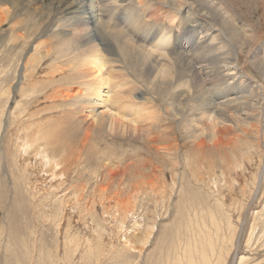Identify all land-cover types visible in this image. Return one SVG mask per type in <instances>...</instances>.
I'll return each instance as SVG.
<instances>
[{
	"label": "bare ground",
	"instance_id": "bare-ground-1",
	"mask_svg": "<svg viewBox=\"0 0 264 264\" xmlns=\"http://www.w3.org/2000/svg\"><path fill=\"white\" fill-rule=\"evenodd\" d=\"M149 5L155 6V14L172 12L168 26L151 29L146 19ZM246 7H257L264 19V0H0V29L8 25L0 31V90L6 96L0 109V138L9 128L14 130L5 137L15 148L11 172L18 174L16 186L27 189L33 204L31 223L35 222L34 226L27 215L23 218L25 233L30 231L31 236L41 222L43 228L44 222L57 228L54 244L45 237L39 244V255L48 264H74L82 258L80 237H63L65 215L79 213L72 205L79 207L88 199L127 203L121 213L124 225L133 214L130 205L140 199L170 205L174 186L183 182L173 159L174 185L169 190L163 186L167 184L161 187L157 173L162 167L153 162L135 170L134 183L124 192L118 177L129 168L134 172V164L102 153L97 137L143 141L156 155L177 159L179 144L164 138L158 126L164 121L177 123L185 127L184 134L202 161L207 153L234 150L237 140L254 135L249 151L240 149L239 163L233 154L229 160L221 157L223 169L233 174L232 186L227 181L221 184L226 170L216 186H209L212 194L217 193L216 206L205 211L215 232L205 231L206 223L198 222L199 235L186 243L185 259L177 256L174 264H210L214 241L217 244L226 235L220 223V215L230 218L226 206H234L238 196L247 202L262 197V190L264 196V26L255 25L250 17L247 21ZM17 10L21 11L15 15ZM183 19L201 35H185ZM244 48L248 51L242 62ZM185 157L182 168L191 159L190 167L200 161L190 154ZM90 181L91 192L86 190ZM116 181L117 188L110 191ZM17 208L24 209L21 200L13 202L6 217L14 220L15 246L21 242L14 259L25 264L35 248H21L26 240L16 234ZM3 227L4 223L0 235ZM43 228L42 237L47 231ZM37 243L33 240L32 247ZM89 243L91 251L97 250V240Z\"/></svg>",
	"mask_w": 264,
	"mask_h": 264
},
{
	"label": "rangeland",
	"instance_id": "rangeland-1",
	"mask_svg": "<svg viewBox=\"0 0 264 264\" xmlns=\"http://www.w3.org/2000/svg\"><path fill=\"white\" fill-rule=\"evenodd\" d=\"M37 5H40V2H38ZM246 9L248 15L247 19L250 17L249 19L252 22L254 21L253 23L255 25H259V27H262V25L264 26V19H261L262 12L257 7H246ZM154 10L155 6L149 5L146 13V19L150 22L151 29L153 31H157L161 27L168 26V23L170 22L169 19L171 17L170 15L172 14V12H167L168 10H165L158 12V14H155ZM17 11L15 12V15L20 13L21 10ZM249 19L247 21H249ZM154 21H158L159 23L154 24ZM183 22L184 19L182 20V27L185 35L195 34L196 32L198 33V36L201 35L200 30H197V28L193 27L191 28L190 26H188L189 23ZM7 26L8 25L3 26L0 31L6 30L8 28ZM7 44L9 46V42ZM246 50L247 48H244V51L240 53L241 61L243 60L242 62H244L245 60V53L248 51ZM246 70L250 74H252V76L256 79L260 77L259 73L252 66H246ZM4 96L2 95V92L0 90V109L1 105L6 101V96ZM35 109L36 107L34 108V110ZM121 112H124L125 114V112L128 111L127 109H122ZM169 123L168 121H164L158 126L159 130L166 134L164 138H170L173 140L175 139V143L179 144L180 155H178L177 159L176 157L174 158V156L173 158L172 156L170 158L166 157L165 155L164 157L156 155V153H154V151L150 149L147 144L143 143V141L136 142L130 141L128 139L122 140L120 138H112L111 136L102 137V139L101 137H97V140L95 139V142H98L97 144L100 146V150H102V153L105 152L106 155H108L109 157H111L112 155L113 159L118 157L117 159L126 160V162L128 161L129 163L131 162L134 164V167H132L134 168V172L131 168H129L124 176L118 177L124 183V185H122L124 192L128 191L129 185L134 183V173H136L135 170L138 171L144 166L148 167V165L149 167H151L153 165V162L155 166L162 167V171L158 172L159 174L157 173V175L159 176L157 179L159 181V185L162 187L163 184H167L163 186L168 187V190L172 188L174 185L172 182V177L175 173V171L171 168V162L173 159L179 163V166L177 167L178 173H180L181 171L183 173V185H181L182 183L178 181L176 183V186H174V191L172 193V201L170 202V205H166L164 202L156 201L154 199H140L137 201V204H132L133 207L132 205H130L133 214L129 215L128 218L125 219L124 225L121 224V218L124 216L121 213H123V210H126V207H129L127 203H110V201L106 200H102L104 202H101V200L99 199H97V203H93L88 199L83 201L81 205H79V207L72 205V209L75 210L77 208L79 210V213L75 212L74 217H72L73 215L69 217L67 215L69 213L65 215L66 218L65 220H63V224L66 226V232H64L63 237H67L70 240L72 237L77 235L80 237L81 244H83V255H81L82 258L80 260H76L74 264H174V261L177 256L185 259L183 251L185 249L186 243L190 239H194L199 235L198 227L196 226L198 222H200L201 224L206 223V226L203 227L205 231L211 229L212 232H215V228L211 223L210 217L205 211L211 207L213 210H215L216 206L215 199L213 198H215L217 193L212 194L209 190V186H216L217 183L215 182L223 178L222 170H226L223 169V159H232L233 156L231 155L233 154L236 156L235 161L239 163L241 161L240 155L242 152L240 149H242L243 147L244 152H248L249 150H247V148L250 147L249 144L251 145V143L255 141V137L253 135V137H251L249 140H237L234 145L238 148H235L234 150L226 148L227 150L224 149L225 151H211L210 153H207L206 157L204 158L206 161L202 159V162L200 160L201 158H199L196 154V149L194 150V147L192 148L189 139L184 134L186 132L185 127L181 125L182 128L184 127V129H181L180 124ZM164 127H166V129ZM13 131V129L9 128V132L2 134V137L0 138V223H4V227L2 228V234L0 235V264H20L19 262L17 263L14 258L16 253L18 252L17 250L20 246L19 243L21 242H19L18 240L17 248L14 244L16 238L11 237V233L13 232L11 230V223H13L14 220L10 217H6L7 214L11 211V206L13 202H18V200L22 201L24 209L21 210L20 208H17L19 211L17 213V220L14 223V226L18 228L16 234L17 236L19 235L18 238H23V241L26 240V245L21 246L23 250L25 249L26 251H29L31 248H35L34 251H29V253H31L29 255H31L32 258L28 260L25 264H31L32 262L33 264H44L45 262L46 264H48L47 260L44 259L45 262H43V258H41V256L39 255V244L41 243V240L44 239V237L47 239V241H49L48 243L51 242V244H54L58 240L57 228L54 225L50 226L51 224H47L49 222H44L45 226L43 228L41 222L38 224L39 226L33 227L34 231L32 230L33 234H31V236H27L30 235V231H28V233H25V226L22 222L23 218L26 215L28 216V224H33L35 226V222L31 223V220H33L31 209L33 207V204H30V196L27 192L25 185L23 186L20 184V189L16 186V184H19V182L14 179L18 178L17 172L15 170L14 172H11V169L13 168L12 165L14 164L13 158L15 154V148L13 143L8 141L7 138L5 139V137L7 136L9 138V135L12 134ZM174 131L176 134L174 133ZM171 133L172 135H170ZM7 146L9 148L8 151ZM151 150L153 153L151 152ZM213 152L214 154H212ZM186 154H190L191 158L197 156L195 159L198 160L199 158L200 161H197V164L193 163L190 167V164L194 162L191 159L189 161L188 166L186 167L184 164V168H182L183 161L184 163L186 162ZM208 155L211 157H209ZM221 157H223V159ZM142 161L143 164H140V162L142 163ZM231 168H233V166ZM163 171H165V177L162 174ZM225 172V178L223 179L221 184H224V181H227V185L231 187V184H233V174L227 170ZM128 174H131L130 178H128ZM178 175L180 176V174ZM92 182L93 181H90V184H88L87 186L88 188H86V190H88L89 192H91V188H93ZM185 182H188L189 184L187 185L185 184ZM118 183L117 181L113 183V186L110 188V191L115 190L118 186ZM223 187L225 186L223 185ZM261 195L262 197H259L257 201L249 200V202H247L245 198L243 199L242 197L238 196L239 199H235V203L233 201L234 206H226V208H229L226 209L228 212L225 214L230 215L229 219H227L225 215H220L222 216V218L218 215V217L221 218L220 223L223 227V233L226 235L224 236L223 240H219V243L217 242L216 244V242L214 241V245L217 246L216 249L213 247V250L216 251H214L211 255L210 264H264L263 190ZM243 207L245 208V210L242 212ZM259 213H262L263 217H256ZM228 220L231 222V226L228 225ZM80 227L84 229V231ZM42 228L47 230L43 234L45 235L43 237ZM90 234L94 235L93 238H91ZM35 239H38L39 243H37L36 247H32L34 246L33 240ZM95 240H97V250L92 249L91 251L89 249V242H93ZM10 243L11 245L9 247ZM27 246H29V248H26ZM12 248H15L16 250L14 251L16 252H13ZM207 248H209L207 250L210 251L211 246H207ZM36 249L37 252H35ZM201 263H203V261H201Z\"/></svg>",
	"mask_w": 264,
	"mask_h": 264
}]
</instances>
